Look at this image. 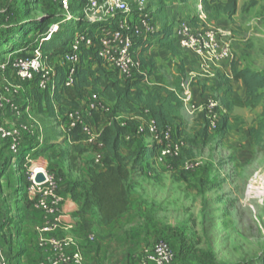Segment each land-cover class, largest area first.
Wrapping results in <instances>:
<instances>
[{
  "label": "rangeland",
  "instance_id": "374dc122",
  "mask_svg": "<svg viewBox=\"0 0 264 264\" xmlns=\"http://www.w3.org/2000/svg\"><path fill=\"white\" fill-rule=\"evenodd\" d=\"M126 2L130 6L143 2L144 12L154 27L174 28L181 23L211 27L230 47L232 57L218 64L219 68H213V77L200 71L196 74L192 66L186 65L184 80L189 79L191 87L196 84L204 86L210 81L209 93L203 90L197 94L196 104L206 98L218 102L219 88L215 86L219 74L233 59L238 60L241 67L264 70V0H237V11L230 18L225 15L207 17L202 11L201 0ZM22 9L27 11V16L24 19L21 17L23 13L19 14V34L27 32V44L32 47L39 43L42 33L36 35L30 23L47 12L54 11L52 23L63 14L54 0H0V30L13 26L17 20L13 12ZM79 9L77 3L71 2V12L81 17L83 13H79ZM93 27L102 25L94 23ZM144 40L141 37L136 42ZM7 45L13 48L12 41H7ZM176 52L173 59L166 52L158 59H151L157 64L155 74L158 77L172 81L178 76L179 69H175L171 61L176 60L178 66L181 58L186 60V53ZM5 56L0 54V59ZM49 62L57 67L58 56ZM90 67L94 73L96 64ZM190 72L196 74L193 79H190ZM93 73L91 76L95 78ZM33 87L19 82L12 72L0 73V92L12 98L21 110L19 117L0 111V123L11 128L23 122L32 130V134L23 133L20 138V145L30 148H26L29 151L23 168H19L18 158L13 159L8 144L0 139V220L3 223L0 246L8 264H37L48 256L38 244L40 214L30 206L27 197L20 195V189L26 190L27 187L28 168L34 164L44 165L56 175L66 174L65 180L69 182L95 164L94 148L81 146L83 153L72 152L67 121L61 115L60 109L77 103L70 100L61 104L55 102L57 117L52 116L44 96L39 102ZM232 88L239 95L240 87L234 84ZM6 89H15L16 92L7 93ZM99 89V86L95 87L94 91ZM81 99L76 101L82 106L89 103L88 95ZM103 102L112 109L110 103ZM263 104L264 99L254 108L234 107L228 113L219 106L218 125L220 127L225 119L224 134L220 133L219 127H205V111L188 112L182 108L183 134L179 156L182 161H198V167L184 170L177 160L161 163L151 159L152 165L141 172L146 184L131 194V205L125 215L110 225L96 226L95 216L88 218L91 219L89 223L75 212L71 216V227L61 229L56 235L70 237L75 243L71 249L78 248L84 258L88 253L95 264H138L144 252L159 240H165L174 249L183 245L194 255L208 253L216 264H264V140L255 144L248 135V129L257 126L261 119ZM140 142L148 144L151 141L148 138ZM72 167L76 170L71 171ZM68 187L69 184L62 181L59 188L61 198L67 196L71 199ZM195 260L192 262L196 264ZM172 264L181 263L175 260Z\"/></svg>",
  "mask_w": 264,
  "mask_h": 264
},
{
  "label": "trees",
  "instance_id": "16d2710c",
  "mask_svg": "<svg viewBox=\"0 0 264 264\" xmlns=\"http://www.w3.org/2000/svg\"><path fill=\"white\" fill-rule=\"evenodd\" d=\"M200 4L202 11L209 18L217 15H225L230 18L237 11V0H201ZM83 5L84 2L78 6L81 8ZM20 13L23 14L21 15ZM19 14L25 19L27 11L22 9L13 12V15L17 18L13 26L0 30V54L7 55L5 56L6 58H1L0 61L11 60L15 55H26L29 50L36 46L32 47L27 44L25 37L27 32L19 34L21 30L17 22ZM52 19H54V11L40 16L30 23L32 31L36 32V35H39L52 23ZM61 19L54 21L60 23L58 31L49 40L41 44L42 53L48 61L55 56L59 58L64 54L66 46L72 39L75 31L85 23L81 19L66 22H61ZM172 29V26L155 27L152 34L160 38V45L175 51L178 48L171 39ZM13 35L17 36L14 37ZM22 40H26V42L23 44ZM7 41L13 42L12 49L7 45ZM148 43L147 41H141L137 45L146 47ZM16 47H20V49L15 50L14 48ZM89 56L91 58L87 59L85 65L83 62L84 58H89ZM80 61L74 84L71 87L63 85L65 69L60 64L55 67L56 76L53 89L39 91L37 88L38 78H34L30 82H24V84H32L34 86L33 89L36 91L35 96L39 102L44 96V101L52 116L57 117V114L54 113L53 104L55 102L61 104L64 100L75 101L77 104L72 107L60 109L64 120L66 110L80 106L85 107L76 100H82L81 98H84L86 95L89 96L90 92H96L102 104L104 103L103 101H107L112 105V109H110L108 105L104 104L109 108V112L91 109L85 115L86 123L99 133L98 139L102 143V147L99 150L101 160L98 163L94 162L95 164L92 167H87L84 171L80 172L78 178L69 182L65 180L67 178L63 172L60 175H56L47 168L58 179V194L62 181L65 184H69L67 193L79 205L75 215L83 217L86 214L98 216L99 224L110 225L129 211L131 191L134 188V177L136 174L141 173L143 169L145 172L146 167L152 164L150 160L155 157L156 146H148V144H141L140 142L151 136L147 124L150 121L153 122L158 133L169 128L174 141L182 140L181 93L184 90L185 70L183 62H181L179 63V74L172 81H169L165 77H158L155 86L146 91L137 87L136 94L131 96L129 89L139 82L140 75L135 76L130 82L122 83L116 78L114 72L102 64L93 51L84 50ZM140 61L143 65L142 60ZM91 63L97 66L95 78H92L89 72ZM230 71L231 78L227 77L223 79L221 84L223 90L218 95V102L221 108L228 113L234 107L254 108L258 106L264 99V70L241 67L238 60L233 59L230 63ZM6 72H11L10 67H7ZM235 82L239 83L243 88V97L234 93L232 86ZM121 83L122 85L119 86ZM98 86L100 89L94 91L95 87L97 88ZM260 117L258 125L251 126L248 129V135L255 144H259L264 140V104ZM205 121V127L208 128V122L206 119ZM140 125L144 126V131L141 134H137L136 130ZM225 129L226 123L224 119L219 127L220 133L224 134ZM68 134L73 153H83L84 150L81 146L92 148L80 142L79 126L68 130ZM126 136H129V138L125 139ZM26 148L21 146L22 153L18 156L19 168H23L25 155H28L27 152L29 150H26ZM71 160L74 161V156H71ZM177 161H179L178 163L182 162L181 156ZM75 170L76 168H71V171ZM26 184V190L20 189V195L28 198L30 206L39 212L41 218V212L33 207V203L28 197L27 188L29 182L27 181V177ZM2 225L3 223L0 226V231ZM173 250L174 259L172 262L176 260L181 264H195L192 262V259H196V264H216L208 253L194 255L190 249L183 245H180L177 249L173 248ZM218 264L224 263L220 262Z\"/></svg>",
  "mask_w": 264,
  "mask_h": 264
},
{
  "label": "built area",
  "instance_id": "2783aa9c",
  "mask_svg": "<svg viewBox=\"0 0 264 264\" xmlns=\"http://www.w3.org/2000/svg\"><path fill=\"white\" fill-rule=\"evenodd\" d=\"M58 2L63 10L61 22L72 20H83L85 23L74 33L72 39L66 46V50L59 57V64L65 69L63 85L71 87L74 84L78 67L81 63L83 51H93L101 60L102 64L122 83L130 82L137 75H142L143 65L134 51L137 38H143L152 34L155 27L151 25L149 17L144 12L143 2L130 6L126 0H54ZM71 2L84 5L78 10L82 11L81 17L71 12ZM135 9V10H133ZM94 23H100L102 27H93ZM59 22L49 24L42 32L39 43L29 50L26 55H15L11 60L0 62V73L10 67L12 74L21 82H30L37 79L39 91H47L54 88L56 71L51 63L43 55L41 44L49 40L58 31ZM171 39L178 50L193 54L197 57H204L211 61L220 62L232 57L231 49L223 43L217 31L211 27H196L190 23L176 25L171 32ZM181 93L182 108L188 112L196 109L205 111V118L208 128L219 127V102L206 98L195 104L191 92L185 88L183 82ZM7 93L16 90L6 89ZM91 109H99L109 112V108L101 103L96 92L89 93V103L85 107H75L65 111L64 118L67 121L68 130L76 126L80 127V142L96 150L94 162L101 160L99 150L102 143L99 141V133L85 121V115ZM0 111H6L19 117L21 110L12 98H7L0 92ZM150 132V143L148 146H156L155 161L168 163L179 159L180 141H174L171 137V130L164 129L156 132L153 122L147 124ZM144 126L140 125L136 133L141 134ZM23 133L32 134V130L19 122L16 126L7 128L0 123V139L5 141L13 159L18 158L22 153L20 138ZM126 136L125 139H128ZM198 161H182L184 170H192L198 167ZM44 174V181L36 182L37 173ZM29 182L27 191L33 207L41 212L40 224L38 227V244L46 253L47 259L37 264H88L82 252L78 249H71L75 243L68 236L58 237L56 234L63 227V212L61 209L62 198L58 194V179L44 165H31L27 171ZM2 222L0 220V226ZM91 239L92 236H89ZM174 259V250L171 245L159 240L150 250H146L138 264H171ZM0 264H8L7 258L0 246Z\"/></svg>",
  "mask_w": 264,
  "mask_h": 264
},
{
  "label": "crops",
  "instance_id": "0c3cea01",
  "mask_svg": "<svg viewBox=\"0 0 264 264\" xmlns=\"http://www.w3.org/2000/svg\"><path fill=\"white\" fill-rule=\"evenodd\" d=\"M143 39H146L144 41H147L150 44L148 43L146 45V47H144L142 45L138 46L137 42H136L135 45H134L135 54L143 62V70H144V72H143L142 75L139 76V82H137L134 86L130 87V89H129L130 92L129 93H130L131 96H134L136 94L137 87H139L143 91H146L149 88H151V87H153V86H155L157 84L158 76L155 74L156 68H157L156 67L157 64H155V62H153L151 60L152 58L155 57L156 59H158L159 56L163 52H166L173 59L176 56V54H177L176 50L172 51L171 49L160 45L159 44L160 38L157 35L148 34V35L144 36ZM90 58H91V56H89V58L85 57L84 58V63L87 61V59H90ZM185 59L186 60L184 61V58H181V60L183 62L185 73H186V70L188 69L187 66H192L193 69L196 71V74H198L197 71H200L201 73H206V74L208 73L212 77L214 76V74L212 73V71L214 70L213 68H219L218 64H220L222 62H225V61H228V59L220 61V62L211 61V60H209L207 58L197 57V56H195L193 54H190V53H186V58ZM171 62L172 63L174 62L173 67L175 69H177V68L179 69V65L178 66L176 65V64H178V62L176 60L175 61L172 60ZM91 65H92V63H91ZM91 69L92 68L90 67L89 72L92 74L93 72H91ZM220 69L222 70V68H220ZM93 74L95 76L96 72H94ZM196 74L193 75V73L190 72V75L192 77L190 79H193V76H195ZM227 77L231 78L230 65L221 74H219L218 84H216V86H215V88L216 87L219 88L218 89L219 94H221L222 90H223V87L221 86L222 81H223L224 78H227ZM184 83H185V88H187L191 92L192 97H193V101H194L195 104H196L195 97H197L199 94H201V91L207 90L205 92L209 93V89H211L210 81H206L204 83V86H198L196 84L194 87L190 86V80L189 79L188 80L187 79L184 80ZM234 84H236V85H238L240 87L239 96L243 97L244 96V91H243V88L241 87V85L239 83H236V82L233 83V85ZM121 85H122V83L119 84V86H121ZM142 176L143 175H141V173L135 175V177H134V188L131 191V193H133L136 189L140 188V185H142L143 187L145 186L146 181L142 180ZM62 200H63L62 204H61V209H62V212H63V227H62V229L65 230L66 228H70L71 227V222H72L71 216H72V214H74L78 210L79 205L76 204L72 199H69L67 196L63 197ZM89 217L90 216L88 214H86L85 218L90 223L91 219L89 220L88 219ZM95 221H96V226L97 225L101 226V224L98 223V216H95ZM96 234H97V232H96ZM85 258H86V260L88 259L87 261H89L91 264H95L94 260H91V257H90V255L88 253L86 254Z\"/></svg>",
  "mask_w": 264,
  "mask_h": 264
},
{
  "label": "water",
  "instance_id": "95a60500",
  "mask_svg": "<svg viewBox=\"0 0 264 264\" xmlns=\"http://www.w3.org/2000/svg\"><path fill=\"white\" fill-rule=\"evenodd\" d=\"M35 181L39 183L44 181V174L42 172L37 173L35 176Z\"/></svg>",
  "mask_w": 264,
  "mask_h": 264
}]
</instances>
